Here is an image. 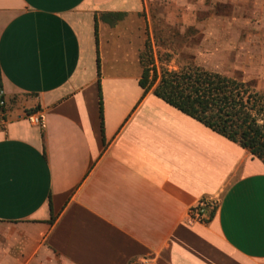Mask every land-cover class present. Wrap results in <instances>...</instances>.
I'll return each instance as SVG.
<instances>
[{
	"label": "crops",
	"instance_id": "1",
	"mask_svg": "<svg viewBox=\"0 0 264 264\" xmlns=\"http://www.w3.org/2000/svg\"><path fill=\"white\" fill-rule=\"evenodd\" d=\"M201 1L0 0V264H264V164L139 86Z\"/></svg>",
	"mask_w": 264,
	"mask_h": 264
},
{
	"label": "rangeland",
	"instance_id": "2",
	"mask_svg": "<svg viewBox=\"0 0 264 264\" xmlns=\"http://www.w3.org/2000/svg\"><path fill=\"white\" fill-rule=\"evenodd\" d=\"M200 4L195 16L200 23L195 27L192 16H186L184 28L170 16H152L145 27L142 53L152 57L158 75L161 68L178 71L198 66L252 82L264 92V8L255 11L241 0H233L232 5L211 0Z\"/></svg>",
	"mask_w": 264,
	"mask_h": 264
},
{
	"label": "trees",
	"instance_id": "3",
	"mask_svg": "<svg viewBox=\"0 0 264 264\" xmlns=\"http://www.w3.org/2000/svg\"><path fill=\"white\" fill-rule=\"evenodd\" d=\"M113 18L117 21L121 16ZM147 54L140 56L139 86L144 93L151 92L212 132L247 150L264 164V92L257 90L252 82L229 78L198 66L190 65L178 71L161 68L158 75L152 57ZM96 64L99 77L98 56ZM98 98L103 131L100 93Z\"/></svg>",
	"mask_w": 264,
	"mask_h": 264
},
{
	"label": "built area",
	"instance_id": "4",
	"mask_svg": "<svg viewBox=\"0 0 264 264\" xmlns=\"http://www.w3.org/2000/svg\"><path fill=\"white\" fill-rule=\"evenodd\" d=\"M0 99H1L0 107H2L3 106L2 93H0ZM26 119L28 120L29 123L35 126L42 127L43 125V119L34 113L27 114ZM215 208L216 206L214 203H200L198 206L193 207L192 209L189 210L188 220L189 221H203V217L205 213L207 212V210L211 209L212 211H214Z\"/></svg>",
	"mask_w": 264,
	"mask_h": 264
}]
</instances>
